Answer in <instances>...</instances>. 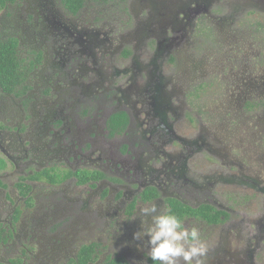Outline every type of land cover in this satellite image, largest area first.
I'll list each match as a JSON object with an SVG mask.
<instances>
[{
    "label": "flooded vegetation",
    "instance_id": "af4514ba",
    "mask_svg": "<svg viewBox=\"0 0 264 264\" xmlns=\"http://www.w3.org/2000/svg\"><path fill=\"white\" fill-rule=\"evenodd\" d=\"M131 2L0 3V34L18 41L25 77L11 90L0 86V264H154L147 237L133 239L142 231L139 210L153 203L171 210L173 200L208 205L213 219L220 213V221L192 212L182 220L223 226L242 242L223 264H255L264 250V180L232 154L264 153V139L240 152L210 140L198 111L178 100V76L161 69L188 30L199 24L214 33L218 21L227 28L228 14L246 9V0H158L147 23L131 21ZM230 61L238 109L262 110L264 64ZM117 113L126 122L118 125ZM195 122L199 130L188 133ZM201 153L220 162L209 158L202 168ZM249 189L262 196L252 218L241 212Z\"/></svg>",
    "mask_w": 264,
    "mask_h": 264
},
{
    "label": "rangeland",
    "instance_id": "374dc122",
    "mask_svg": "<svg viewBox=\"0 0 264 264\" xmlns=\"http://www.w3.org/2000/svg\"><path fill=\"white\" fill-rule=\"evenodd\" d=\"M157 1L149 0L147 7H143L142 1L131 2V8L128 9L131 21L140 20L147 23L150 18L149 10L155 12L149 6H154V4L158 6ZM257 1L246 0V9H241L236 14H228L229 26L225 29H220L218 23L222 21H218L214 25V28L216 27L214 33L206 31L207 27L199 24L192 32L188 30L185 33L184 41L178 45L176 51L172 52L170 57L166 58L161 66L166 77L178 76L177 79L173 78L172 80V85L180 90V93L177 94L178 100H185L187 107L194 108L199 112L200 115L198 112L197 115L202 117L203 124L207 126L213 136L209 139L213 138L215 142L218 139L221 140V143L237 146L234 149L239 152L252 148V143L255 141H258L260 145L261 140L264 139V137L261 138V132H259L261 130L263 132L264 128V108L260 111L250 113L244 111L245 113H243L238 109V94L234 93L232 86L229 85L231 82L229 77L230 59L234 62L238 59L239 62L242 61L241 63L244 64L251 63V66L256 60H261L264 64V31L257 30L258 23H264V10L256 7ZM177 2L185 4L186 0H177ZM159 11L160 13L163 12L160 9ZM168 12L169 10H165V13ZM223 13H227V11ZM155 16L154 14L153 19H155ZM120 22H122V19ZM154 24L150 25L152 30L155 28ZM188 28L190 29V27ZM194 65L195 71L192 70ZM237 67L235 65V68ZM186 77H193V79L186 80ZM191 84L194 87L189 86ZM168 87L172 88L171 85ZM191 91L194 92L190 93ZM182 92L187 93L184 94L186 97L183 98ZM262 96H264V93H262ZM262 96L258 98H262ZM257 115L260 118L259 122L256 120ZM200 126L199 123L195 122V125L190 126L187 132L193 133L192 131L199 130ZM263 144L259 147L261 152L264 151ZM232 154L240 157L248 166L259 169L260 177L264 180V153ZM209 158L220 162V159L215 158L213 154L201 153L197 157L200 167H209ZM218 189L226 191L227 187L218 185ZM248 191L249 197L243 203L241 212L252 218V215L262 211V196H250L251 190ZM188 224L194 223L190 221ZM197 224L201 238L208 245V264H223V255L242 245V242L239 245L235 239L228 238L223 231L221 232L223 226L212 228L203 223ZM90 237L92 238V236ZM257 255L255 264H264V250Z\"/></svg>",
    "mask_w": 264,
    "mask_h": 264
},
{
    "label": "clouds",
    "instance_id": "9594fccd",
    "mask_svg": "<svg viewBox=\"0 0 264 264\" xmlns=\"http://www.w3.org/2000/svg\"><path fill=\"white\" fill-rule=\"evenodd\" d=\"M139 212L142 231L134 233L133 239L147 237V256L154 264H205L208 245L196 225L186 224L170 209L156 203Z\"/></svg>",
    "mask_w": 264,
    "mask_h": 264
},
{
    "label": "trees",
    "instance_id": "16d2710c",
    "mask_svg": "<svg viewBox=\"0 0 264 264\" xmlns=\"http://www.w3.org/2000/svg\"><path fill=\"white\" fill-rule=\"evenodd\" d=\"M73 8L80 6L83 0H68ZM1 4L5 3V0H0ZM264 24L258 23L257 30L259 31ZM17 43L18 41L15 38L5 39L0 34V86L4 89L11 90L12 87L20 84L24 77V72L22 70V60L17 53ZM117 115V116H116ZM116 116L120 119V124L126 122V118L124 114L117 113L113 114V117ZM123 122V123H122ZM171 212L177 215L179 218L188 213L192 212L194 214L200 215L206 218L208 221H220L219 215L213 219L210 214V206L202 205L197 208H193L190 206H186L184 204L179 203L178 201L173 200L171 206ZM222 213V212H221ZM114 260L107 261L105 264H113ZM119 264H122L119 262Z\"/></svg>",
    "mask_w": 264,
    "mask_h": 264
}]
</instances>
